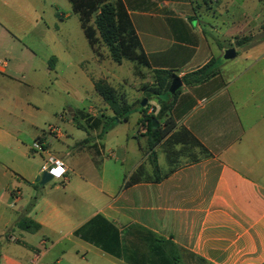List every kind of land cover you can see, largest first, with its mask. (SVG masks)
Returning <instances> with one entry per match:
<instances>
[{"label":"crops","instance_id":"0c3cea01","mask_svg":"<svg viewBox=\"0 0 264 264\" xmlns=\"http://www.w3.org/2000/svg\"><path fill=\"white\" fill-rule=\"evenodd\" d=\"M121 1L149 71L180 78L217 59L214 76L181 84L169 113L175 130L185 128L204 153L188 151L156 179L144 165L151 152L138 110L131 113L138 115L134 132L125 128L131 114L102 135L86 127V118L111 115L105 103L98 113L93 104L69 111L85 135L61 129L67 119L53 110L48 89L62 80L58 69L68 53L63 21L43 31L36 16L19 14L22 38L0 32V264H149L158 255L171 264H264V0H213L209 9L203 0ZM235 2L246 14L228 23L223 13ZM29 35L45 39V54L23 44ZM246 35L255 40L235 47ZM228 48L235 57L225 60ZM93 60L99 68L111 59ZM139 97L145 99L142 90ZM146 103L156 106L154 98ZM34 140L42 150L31 149ZM53 160L64 166L63 177L35 183ZM139 166L143 178L124 185ZM22 216L38 230L20 229ZM95 217L117 231L116 255L97 246L91 232L101 223L88 224Z\"/></svg>","mask_w":264,"mask_h":264},{"label":"trees","instance_id":"16d2710c","mask_svg":"<svg viewBox=\"0 0 264 264\" xmlns=\"http://www.w3.org/2000/svg\"><path fill=\"white\" fill-rule=\"evenodd\" d=\"M68 1L71 5V11L78 17L84 36L91 48L97 42H101L106 47L108 56L113 62L120 64L122 60H128L149 69L147 59L121 0ZM254 40L252 36H241L235 39L234 45L235 47H242ZM218 68L217 59H210L202 67L182 75L180 77L181 83L186 86L200 84L214 76ZM150 72L152 73V84L141 89L145 99H155L156 106L152 107L149 113H146L147 103L143 107L139 104L134 107L127 103L125 97L117 95L115 89L108 83L103 80H96L93 82V91L108 106L111 115L102 119L86 118L85 124L88 128H99L100 135H102L120 120L126 121L133 111L138 110L141 114L139 128L143 130V135L146 137V148L151 152L149 162L154 177L158 179L160 174L153 152L156 146L160 144L164 146L165 157L171 166L178 156L188 152L184 149H197L201 153H204V149L185 128L181 127L175 130V123L170 117L169 113L179 89L172 94L168 92V89L172 78L176 75L164 70H151ZM152 120L155 121L154 127ZM76 126L82 128L78 124ZM178 145L180 149H175V146ZM143 176V167L139 166L124 185L134 184ZM34 202L35 198L32 199L29 206H32ZM97 222L101 223L100 226L91 232L94 239L100 242L97 246L107 253L116 255L117 231L99 217L91 219L88 224L94 225ZM17 226L29 232H35L39 228L37 223L25 216L19 218ZM87 239L91 240L90 238ZM153 240L157 241L154 238ZM149 264L171 263L158 255L157 260L150 261Z\"/></svg>","mask_w":264,"mask_h":264},{"label":"rangeland","instance_id":"374dc122","mask_svg":"<svg viewBox=\"0 0 264 264\" xmlns=\"http://www.w3.org/2000/svg\"><path fill=\"white\" fill-rule=\"evenodd\" d=\"M6 1H8L7 4L0 5V32H3L4 35H6L5 33L8 31L22 38L23 32L16 34V32H18L17 26L19 24V14L36 16L37 20L42 25L43 31H45V26L50 25L54 19L57 22L61 20L63 21L61 32L63 35H67L65 39L68 46V53L58 69L62 80L53 82L52 86L48 89V93L52 98L53 110H59V112H62L67 119L60 124L59 127L61 129L66 132H72L74 136L85 135V132L81 129L75 128L72 124L69 118V111L83 109L90 104H93L91 106L96 110L95 113L100 111L104 102L100 100L93 91L92 83L96 80L105 81L115 89L117 95L127 97L129 102H134V100H136L134 103L140 105L143 98L139 97V92L143 87L152 84V73L147 68L128 60H122L120 64L108 60V62L104 63L102 67L98 68L93 60L94 54L98 56L100 60L107 59L108 54L105 53V46L101 42H97L93 48H90L84 34H82L78 26L77 17L71 12L67 0H29V3L18 2L17 0ZM203 1L206 5L205 7L208 9L210 8L211 3H213V0ZM245 12L246 9L242 7L239 2H235L232 5L230 4L227 6V12L223 13L224 19L230 23L231 20L246 14ZM57 14L61 15V17L65 15L68 17L57 18ZM29 28L23 30L27 31ZM260 28H264V24H262ZM22 42L35 49L39 55H43L46 52L45 39H42V37L35 40L34 37L29 35V38H23ZM148 106L154 107V104L152 103ZM137 118V114H131L129 116L128 122L125 125L126 130H131L133 132L136 130ZM111 135L112 134L108 137ZM137 139L140 138L138 137ZM53 143H55L54 140ZM163 148L164 146L160 144L159 149L155 151L156 164L159 173L165 172L170 167L175 166V163L172 166L168 163ZM184 150L191 151L193 149L187 148ZM185 153L186 152L177 157L178 161L182 162L186 159ZM131 154L132 159L139 157L135 139L132 140ZM144 165L149 171L148 175L154 176L149 159Z\"/></svg>","mask_w":264,"mask_h":264},{"label":"water","instance_id":"95a60500","mask_svg":"<svg viewBox=\"0 0 264 264\" xmlns=\"http://www.w3.org/2000/svg\"><path fill=\"white\" fill-rule=\"evenodd\" d=\"M235 57V50L233 48H228L224 51L223 54V59H232ZM181 80L179 77L175 76L172 78L168 92L170 94L174 93L175 90L179 89L181 86ZM146 104V99H142L140 102V106L143 107ZM153 127L155 126V121L152 120ZM52 180V175L49 174L48 172H42L41 175L37 176L34 180L35 183H38L40 185H44L45 183H48L49 181Z\"/></svg>","mask_w":264,"mask_h":264},{"label":"built area","instance_id":"2783aa9c","mask_svg":"<svg viewBox=\"0 0 264 264\" xmlns=\"http://www.w3.org/2000/svg\"><path fill=\"white\" fill-rule=\"evenodd\" d=\"M46 129L49 132L55 131L51 125L46 126ZM31 149L36 151L42 150V142L40 140H34ZM40 172H48L52 175V178H62L65 174V168L60 162L53 160L50 163H44L40 168ZM31 264H37V262L32 261Z\"/></svg>","mask_w":264,"mask_h":264}]
</instances>
